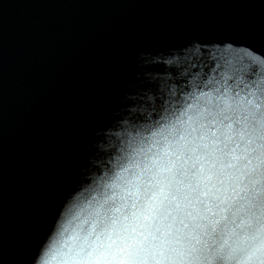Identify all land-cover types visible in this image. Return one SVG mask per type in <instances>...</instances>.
<instances>
[{
    "label": "water",
    "instance_id": "95a60500",
    "mask_svg": "<svg viewBox=\"0 0 264 264\" xmlns=\"http://www.w3.org/2000/svg\"><path fill=\"white\" fill-rule=\"evenodd\" d=\"M229 42L264 55V0H3L0 264H31L125 128Z\"/></svg>",
    "mask_w": 264,
    "mask_h": 264
},
{
    "label": "snow or ice",
    "instance_id": "6c2138e0",
    "mask_svg": "<svg viewBox=\"0 0 264 264\" xmlns=\"http://www.w3.org/2000/svg\"><path fill=\"white\" fill-rule=\"evenodd\" d=\"M254 51L213 50L211 76L168 89L125 128L103 173L64 203L49 235L61 239L56 264H264V55ZM44 246L31 264H50Z\"/></svg>",
    "mask_w": 264,
    "mask_h": 264
},
{
    "label": "clouds",
    "instance_id": "9594fccd",
    "mask_svg": "<svg viewBox=\"0 0 264 264\" xmlns=\"http://www.w3.org/2000/svg\"><path fill=\"white\" fill-rule=\"evenodd\" d=\"M61 243L60 237H58L56 234H53L49 239L45 242L44 246V252H53V256L50 259V264H56V259H55V253L54 250L58 247V245Z\"/></svg>",
    "mask_w": 264,
    "mask_h": 264
}]
</instances>
